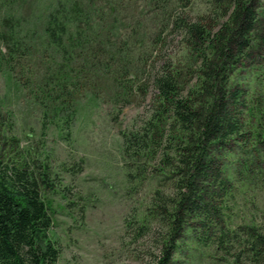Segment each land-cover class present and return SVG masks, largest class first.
Here are the masks:
<instances>
[{
    "label": "trees",
    "instance_id": "16d2710c",
    "mask_svg": "<svg viewBox=\"0 0 264 264\" xmlns=\"http://www.w3.org/2000/svg\"><path fill=\"white\" fill-rule=\"evenodd\" d=\"M38 1L0 0V66L13 73L25 58L45 59L33 78L46 114L61 112L58 100H73L76 87L95 77L104 75L117 96L137 88L125 44L132 36L138 40L133 31L145 18L132 25L128 39L121 30L135 5L130 2L138 0H46L36 14ZM209 1L207 11L193 15L192 0H164L173 9L156 43L165 33L181 37L191 80L169 61L154 67L158 104L144 135L126 140L127 149L136 146L141 155L155 147L162 170L175 177L169 191H157L152 208L160 224L149 235L163 234V240L150 264H171L189 229L237 263L264 264V219L234 215L237 199L224 158L233 150L252 154L245 158V179L264 177V0ZM155 10L161 17L165 9ZM17 156L7 158L0 142V264H57L60 249L43 192L49 176L37 159Z\"/></svg>",
    "mask_w": 264,
    "mask_h": 264
},
{
    "label": "rangeland",
    "instance_id": "374dc122",
    "mask_svg": "<svg viewBox=\"0 0 264 264\" xmlns=\"http://www.w3.org/2000/svg\"><path fill=\"white\" fill-rule=\"evenodd\" d=\"M45 1L37 2L36 14L45 10L49 0ZM150 3L130 2L135 5L123 19L121 35L128 39L132 25L145 18L133 31L138 40L132 36L125 44L130 49L129 68L133 76L136 73L134 82L140 87H128L126 96H117L115 86L102 75L73 89V100L59 99L61 112L46 114L34 97L33 78L39 61L41 64L45 59H34L35 55L25 58L13 73L0 66L2 151L10 159L18 160L19 153L28 161L37 159L40 171L49 176L50 186L43 192L53 221L51 236L60 249L57 264H150L160 253L163 234L153 239L149 235V229L156 230L160 224L152 208L157 191H169L175 177L162 170L155 147L148 156L146 152L141 155L136 146L127 149L130 143L126 140L137 132L144 135L146 122L158 104L153 100L157 93L152 80L154 67L169 61L171 68H180L183 78L191 80V57L184 53L185 45L175 32L165 33L162 42L156 43L173 5L164 0ZM209 4V0H192L189 11L203 14ZM157 8L165 9L161 17ZM34 22L30 19L33 30L38 26ZM128 81L127 85H133ZM247 157L252 158V154L245 157L239 150L224 155L237 199L233 211L239 218L259 222L264 219V177L245 179ZM171 264L240 263L213 244L197 241L196 231L189 229L177 241Z\"/></svg>",
    "mask_w": 264,
    "mask_h": 264
}]
</instances>
